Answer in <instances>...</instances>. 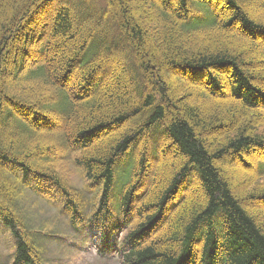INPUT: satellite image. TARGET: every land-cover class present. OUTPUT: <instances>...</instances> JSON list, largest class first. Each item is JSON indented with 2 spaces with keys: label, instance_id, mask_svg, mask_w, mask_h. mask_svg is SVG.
<instances>
[{
  "label": "trees",
  "instance_id": "1",
  "mask_svg": "<svg viewBox=\"0 0 264 264\" xmlns=\"http://www.w3.org/2000/svg\"><path fill=\"white\" fill-rule=\"evenodd\" d=\"M135 1L0 0L12 264L38 256L21 175L53 188L103 258L264 264V0ZM72 162L97 202L65 176Z\"/></svg>",
  "mask_w": 264,
  "mask_h": 264
},
{
  "label": "rangeland",
  "instance_id": "2",
  "mask_svg": "<svg viewBox=\"0 0 264 264\" xmlns=\"http://www.w3.org/2000/svg\"><path fill=\"white\" fill-rule=\"evenodd\" d=\"M139 5L136 0L132 9L136 11L137 6L139 10ZM135 13L138 16V11ZM173 160V156L168 157L169 165ZM64 172L72 187L80 190L83 198L89 201L87 204L98 201L100 191L88 189L89 183L75 163L68 164ZM15 174L18 175V172L15 171ZM32 179L21 175V180L12 184L17 185L15 193L19 196L18 208L34 231L32 236L37 239L36 264H121L116 256H99L95 248L98 241L92 239L91 228L84 231L82 227L78 226V230V227H72L64 212V202L58 199L53 188ZM125 235L124 232L117 239ZM14 256L15 242L10 232L1 227L0 264H4L7 257L9 264H12Z\"/></svg>",
  "mask_w": 264,
  "mask_h": 264
}]
</instances>
